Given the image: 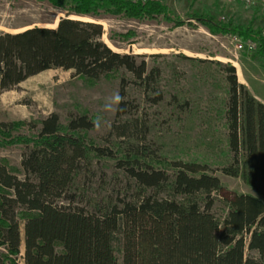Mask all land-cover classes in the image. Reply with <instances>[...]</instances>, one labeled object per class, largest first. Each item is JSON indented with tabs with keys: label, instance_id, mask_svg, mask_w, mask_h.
<instances>
[{
	"label": "trees",
	"instance_id": "16d2710c",
	"mask_svg": "<svg viewBox=\"0 0 264 264\" xmlns=\"http://www.w3.org/2000/svg\"><path fill=\"white\" fill-rule=\"evenodd\" d=\"M52 1L67 13L55 27L0 31V93L60 68L93 81L118 75L122 99L103 144L88 137L95 127L88 113L71 112L62 122L53 112L29 124L33 136L19 137L26 144L21 168L0 159V264H264V199L224 194L216 171L241 178L264 196V102L239 81L231 62L179 55L206 84L211 76L217 85L220 74L226 96L216 114L225 120L227 157L217 169L197 160L168 161L150 137L148 111L129 95L134 85L145 102L162 104L161 68L150 66L146 54L114 50L103 40V25L83 18L121 11L132 17L163 14L178 26L196 20L212 33L251 39L262 53L264 31L207 12L174 16L157 0ZM183 88L175 87L171 103L193 111L194 98ZM21 125L0 122V131ZM106 158L127 182L93 198L89 207L75 204L82 176L96 174L95 161Z\"/></svg>",
	"mask_w": 264,
	"mask_h": 264
},
{
	"label": "rangeland",
	"instance_id": "374dc122",
	"mask_svg": "<svg viewBox=\"0 0 264 264\" xmlns=\"http://www.w3.org/2000/svg\"><path fill=\"white\" fill-rule=\"evenodd\" d=\"M157 1L166 4L174 16L187 19L188 14L207 12L235 24L253 25L264 31V15L239 1ZM66 15V11L58 8L52 0H0V31L14 33L33 26L55 27L59 19ZM83 19L100 22L104 27L103 40L114 50L146 54L150 66L158 65L161 68L160 83L166 97L162 104L151 106L145 102L142 90L134 85L130 86L129 95L143 110L148 111L152 123L150 137L160 145L166 159L197 160L210 164L213 169L221 166L227 157L223 153L227 148L223 126L225 120L216 111L222 110L225 85L219 83L218 72L217 85H212L211 76L207 84L204 83L200 76H196L197 71L192 63L179 55L231 62L237 68L239 81L264 102V53L260 52L258 43L238 38L235 34L212 33L196 20L178 26L163 14L146 18L117 11L103 14L97 20ZM153 54L161 56H150ZM119 84L118 75L93 81L74 76L71 70L59 68L43 71L16 88L0 93V122L22 124L11 132L0 131V159L13 168H21L26 144L19 137L33 136L35 129L32 130L29 124L39 123L53 112L60 115L62 122L67 121L71 112L88 113L95 121V127L89 131L88 137L103 144L102 137L107 134L116 116L117 103L114 98L119 94ZM182 86L183 93L189 91L194 98L190 107L193 111L183 112L171 103V93L176 91L175 87ZM207 120H211V132ZM205 129H208L207 132ZM202 133L210 135L207 134L205 138ZM220 139L224 141L221 144L218 142ZM95 168L96 174L80 179L82 191H77L75 204L89 207L93 198L111 193L113 188L121 187L128 180L113 159L96 160ZM216 171L226 187L224 194L244 192L264 199L241 178Z\"/></svg>",
	"mask_w": 264,
	"mask_h": 264
},
{
	"label": "built area",
	"instance_id": "2783aa9c",
	"mask_svg": "<svg viewBox=\"0 0 264 264\" xmlns=\"http://www.w3.org/2000/svg\"><path fill=\"white\" fill-rule=\"evenodd\" d=\"M239 1L245 7L259 10L264 15V0H235Z\"/></svg>",
	"mask_w": 264,
	"mask_h": 264
},
{
	"label": "clouds",
	"instance_id": "9594fccd",
	"mask_svg": "<svg viewBox=\"0 0 264 264\" xmlns=\"http://www.w3.org/2000/svg\"><path fill=\"white\" fill-rule=\"evenodd\" d=\"M121 99L122 98L119 95H116L115 98H114L116 103L120 102ZM109 107H111V106L109 105Z\"/></svg>",
	"mask_w": 264,
	"mask_h": 264
}]
</instances>
